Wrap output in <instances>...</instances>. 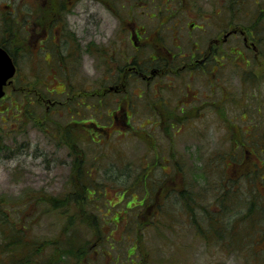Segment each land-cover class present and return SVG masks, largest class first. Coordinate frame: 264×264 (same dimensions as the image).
<instances>
[{"label":"rangeland","instance_id":"obj_1","mask_svg":"<svg viewBox=\"0 0 264 264\" xmlns=\"http://www.w3.org/2000/svg\"><path fill=\"white\" fill-rule=\"evenodd\" d=\"M254 1L249 2L252 12L256 11ZM225 2L174 0L175 5L182 4L185 9L183 21L191 16V8L204 6L207 17L214 4ZM263 4L264 0H259V5ZM10 6L17 15L30 11L23 0H0V41L7 34H18L17 41L7 46L19 65L18 76L0 101V264H22L31 252L38 253V247L44 249L41 255L46 264H264L261 244L244 239L243 248H229L225 244L229 245L227 237H206L199 227L201 224L208 229V217L221 214L219 203L223 199L218 183L224 177L223 166L228 165L229 172L234 168L228 153L232 149L231 137L224 125L217 122L194 125L201 138L194 128L188 131L183 126L172 142L174 150L182 153L156 154L152 139L157 141L158 149L166 145L169 148L171 142L165 137L167 126L148 124V110H142L140 120L132 113L130 125H124L108 116L112 109L86 110L84 105H79L88 94L85 90L55 93L63 90L64 82L60 83L49 72L45 57L35 56L29 40L24 41L20 17L16 21L7 17ZM86 7L87 0H78L72 17L78 28L85 29L80 33L84 42L89 17ZM102 14L106 21H113L109 12ZM6 21L12 25L7 26ZM191 22H198L195 14ZM8 30L13 31L7 33ZM98 31L99 35L104 33ZM162 34L170 47H174L172 33L163 30ZM179 38L178 44H188L186 27ZM126 50L130 51L128 47ZM83 64L84 74L89 76L87 80L97 87L99 81L88 56L83 57ZM36 69L40 73L35 76ZM227 81L238 83L234 76L227 77ZM76 83L90 88L91 82L77 79ZM86 98L91 103L88 95ZM53 101L63 104L53 106ZM234 110V115L240 117V108ZM78 111L82 115H76ZM246 112L249 118L258 116L254 107ZM122 114L118 116L123 117ZM212 117L213 113L206 116L211 118L210 123H214ZM86 118L95 119L104 129L82 124ZM244 123L237 121V133L234 132L237 139L241 129L247 127ZM244 133L243 141H246L247 129ZM240 149L238 167L245 165L249 157L246 148ZM144 175H148L146 182L153 192H158L159 186L167 187L166 182L170 189L173 187L172 198L168 205L164 202L163 212H157L156 208L162 199L144 200ZM246 181L247 192L251 194L255 191L251 186L253 180L246 178ZM88 184L90 194L86 191ZM159 194L163 198L165 191ZM86 197L90 202L84 208L79 199L85 202ZM42 198L47 201L43 202ZM187 198L194 203L195 199L198 201L194 208ZM52 199L59 206L54 207ZM247 204L240 209L246 212ZM237 214L236 211L233 215ZM230 220L228 217L226 228ZM256 222L251 219L231 235L238 238L249 227L250 232L253 227L257 232ZM234 235L232 245L236 247L239 244L236 245Z\"/></svg>","mask_w":264,"mask_h":264},{"label":"flooded vegetation","instance_id":"obj_2","mask_svg":"<svg viewBox=\"0 0 264 264\" xmlns=\"http://www.w3.org/2000/svg\"><path fill=\"white\" fill-rule=\"evenodd\" d=\"M225 1L223 5L214 4L207 17L204 6L191 8V16L183 21L185 9L182 4L175 5L174 0H87V26L91 27H87L85 42L80 37L85 29L72 20L78 0H23L30 11L17 15L10 6L7 17H20L24 41L29 40L35 56L45 57L49 72L64 82L63 90L55 91L57 95L85 90L91 103L86 95L79 105L86 110L112 109L108 116L124 125H130L132 113L140 120L142 112L148 110V124L167 126L165 137L171 142L169 148L166 145L158 149L157 141L152 139L155 153H182L174 150L172 142L183 126L198 132L194 125L217 122L232 136L240 121L245 122L251 141L264 139V4L255 0L256 11L252 12L251 0ZM102 12H109L113 21H106ZM194 14L198 22L189 23ZM6 25L12 24L6 21ZM185 27L189 40L183 46L177 41ZM98 29L104 33L99 35ZM163 30L172 33L174 47L166 41ZM17 36L7 34L0 46L12 56L18 71L15 54L7 46L17 41ZM84 56L92 63L97 87L84 74ZM33 73L36 76L40 71ZM230 76L238 83L228 82ZM77 79L91 82L90 88L77 85ZM237 107L242 111L240 117L234 115ZM250 107L256 109L257 117H248L246 110ZM120 112L123 117L118 116ZM210 113L214 114V123L206 118ZM76 115L82 114L78 111ZM81 123L99 125L88 118ZM246 152L258 153L253 146H247ZM166 186H159L158 192L149 189L150 199H162L156 207L159 213L173 195V187L170 189L168 182ZM162 191L163 198L159 194Z\"/></svg>","mask_w":264,"mask_h":264},{"label":"trees","instance_id":"obj_3","mask_svg":"<svg viewBox=\"0 0 264 264\" xmlns=\"http://www.w3.org/2000/svg\"><path fill=\"white\" fill-rule=\"evenodd\" d=\"M261 128L262 127H260V129ZM245 129H247V127L241 129V132L243 134L240 133L238 135V139H237V134H232V136L230 135L231 137L230 140L232 142V150H233V152H231V155H230V160L231 162H233L232 166L234 164V168H232L231 172H229L228 165H226V167L223 166V173H224L223 176L224 177L222 181L218 183L219 184L218 188L221 190V193H220L222 195L221 198L223 199L222 202L219 203L220 204L219 209H221V214H216L215 216L208 217L209 219L208 222L210 223V226L208 227V229L203 228L201 224L199 227H200L201 233L206 235V237L217 238V236L222 237V235L227 237L228 240L226 241L229 242V245H227V243L225 244L229 248L233 247V248L239 249L240 246L243 248L246 245L244 241L245 239L247 241L255 242L256 244H261L260 250L264 251V139L251 141V139H249L247 136L246 141L248 142L246 144V141H243V139L245 138L244 137ZM232 137H235L236 140L232 141ZM241 142L242 143L244 142V146L241 145L242 144ZM247 145L253 146V148L256 151H258V153H248L249 157H247L245 165H243L242 167H238L239 165L238 153L242 152L240 148L244 147L246 148L245 150L247 151ZM246 151L245 153H247ZM246 170L247 172H245ZM246 173H251V174L246 175ZM246 178L248 180L250 178L253 180L252 181L253 184L251 186L255 191H253L251 194L247 192L248 183L247 181L244 182ZM145 179H147L146 176H144V180ZM81 182L82 184H86L83 180H81ZM144 183H146V181H144ZM259 185H261V187H259ZM84 187H86V185H84ZM87 187L88 188L86 191L88 192V194H90V192H92L91 185L88 184ZM146 193L148 196L147 200H149L150 199L149 190H146ZM125 194H126V191H125ZM40 200H42L43 202L47 201V199H44V198ZM79 200L83 201L82 203H84L83 204L84 208H85V205H87L88 207L89 202H90L89 197L87 198V201L85 202L83 198H80ZM186 200L187 202H189V205L190 207L192 206V208H194L193 206H195V203L198 202L196 201V199H195V203L193 199L188 200L187 198ZM52 201L54 203H51V204L54 207L59 206V203L56 199H52ZM247 202H249V207H247V211L244 212L242 209H240V207L246 206ZM197 209L200 210L199 208ZM227 211H229L228 217H230L231 219L229 228H226V222H227L226 220L228 219V217L225 215ZM236 211L238 212V214L237 216L236 215L234 216L233 214H235ZM232 219H234L233 222H232ZM251 219L257 220L256 225L258 227V231L255 232V227H253L252 231L250 232L251 227H249L247 228V233H242L241 234L242 236L238 238L237 236L233 234L235 236L236 245L239 244L238 246L234 247L232 245V242L234 239H233V235L231 234L235 233L236 230L238 231V227H243V226L245 227L246 226L245 224L250 222ZM94 227L98 233H101L102 230L98 226L97 227L94 226ZM201 233L197 232L198 235H200ZM109 239L110 237H108L106 240L108 241ZM37 250H38V253L33 251L31 252V255L27 256V259L24 262L25 264H44V263L46 264V262L44 261L41 255L44 249L42 247H38Z\"/></svg>","mask_w":264,"mask_h":264},{"label":"water","instance_id":"obj_4","mask_svg":"<svg viewBox=\"0 0 264 264\" xmlns=\"http://www.w3.org/2000/svg\"><path fill=\"white\" fill-rule=\"evenodd\" d=\"M16 73V67L8 53L0 48V99L5 96V86Z\"/></svg>","mask_w":264,"mask_h":264}]
</instances>
